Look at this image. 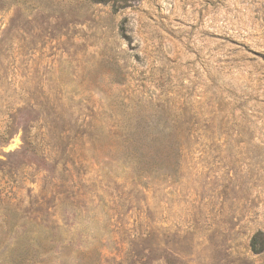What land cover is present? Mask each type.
<instances>
[{
    "label": "rangeland",
    "instance_id": "1",
    "mask_svg": "<svg viewBox=\"0 0 264 264\" xmlns=\"http://www.w3.org/2000/svg\"><path fill=\"white\" fill-rule=\"evenodd\" d=\"M0 264H264V0H0Z\"/></svg>",
    "mask_w": 264,
    "mask_h": 264
},
{
    "label": "trees",
    "instance_id": "2",
    "mask_svg": "<svg viewBox=\"0 0 264 264\" xmlns=\"http://www.w3.org/2000/svg\"><path fill=\"white\" fill-rule=\"evenodd\" d=\"M95 2H113L115 5H121L126 0H93ZM123 35L126 29L123 27ZM195 125L197 123H128L124 127L116 123L113 126L117 141L122 145H127L131 149V155H139V159L144 157L151 158L153 164L158 165L161 161L162 166L165 157L171 154L181 152L183 142L194 135ZM114 133V132H112ZM168 159V158H166ZM261 233L254 236L252 248L255 251L258 248Z\"/></svg>",
    "mask_w": 264,
    "mask_h": 264
}]
</instances>
